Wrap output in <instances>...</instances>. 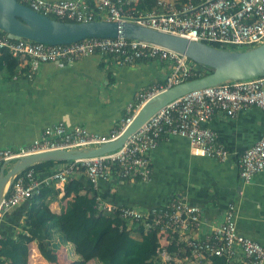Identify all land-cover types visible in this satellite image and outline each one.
I'll use <instances>...</instances> for the list:
<instances>
[{
  "label": "built area",
  "instance_id": "2783aa9c",
  "mask_svg": "<svg viewBox=\"0 0 264 264\" xmlns=\"http://www.w3.org/2000/svg\"><path fill=\"white\" fill-rule=\"evenodd\" d=\"M16 1L37 14L62 22L88 23L101 18L104 21L132 22L208 45L254 48L264 44V0H187L181 6H177L174 0H157L152 10L146 11L135 8L137 0ZM2 49L28 67V78H32L43 64L71 66L81 58L93 56L111 57L119 66L140 61L163 62L168 64L170 73L164 83L138 93L109 134H96L81 126L69 127L58 122L45 128L31 144L0 149V167L38 153L96 148L113 142L131 124L146 101L196 75L193 63L186 56L151 43L125 38H90L49 46L0 32ZM249 108L264 110V76L193 91L157 111L114 152L62 164L46 178L40 179L31 167L21 171L1 201L0 214L38 194L44 186L68 183L80 170L84 171L93 188L97 187L99 180L113 178L146 182L152 173V152L160 142L173 137L186 139L194 154L224 162L230 152L206 125L216 112L232 119ZM236 166L244 182L264 172V132L251 148L239 156ZM98 210L116 213L121 220L138 224L145 231L157 230L159 247L156 253L162 264L175 262L173 240L176 251L188 252L195 264L210 262L213 258H223L231 264H264V246L238 233L234 204L227 207L222 223L202 236L195 235L202 226L201 209L178 197L146 212L105 202H99Z\"/></svg>",
  "mask_w": 264,
  "mask_h": 264
},
{
  "label": "crops",
  "instance_id": "0c3cea01",
  "mask_svg": "<svg viewBox=\"0 0 264 264\" xmlns=\"http://www.w3.org/2000/svg\"><path fill=\"white\" fill-rule=\"evenodd\" d=\"M169 73V66L157 61L119 66L111 57L98 56L81 58L71 66L43 64L32 78L27 77L28 67L20 61L13 77L3 65L0 67V149L31 144L45 128L58 122L107 135L124 116L128 103L138 93L164 83ZM206 126L230 152L224 162L194 154L186 139H166L151 154L152 173L148 181L99 180L98 199L116 207L146 212L171 198H181L202 211V226L196 236L222 223L227 207L234 204L238 233L264 246V172L244 182L236 166L239 156L263 134L264 110L249 108L232 119L216 112ZM75 176L87 186L82 174ZM63 186H55L59 190L58 199L64 195ZM62 207L59 201L50 204L56 213ZM25 209L26 201L0 214V236L16 233ZM57 256V264L76 259L70 245L62 247ZM174 260L179 264H195L189 255L184 259L175 256ZM34 263L50 264L32 243L28 264Z\"/></svg>",
  "mask_w": 264,
  "mask_h": 264
},
{
  "label": "trees",
  "instance_id": "16d2710c",
  "mask_svg": "<svg viewBox=\"0 0 264 264\" xmlns=\"http://www.w3.org/2000/svg\"><path fill=\"white\" fill-rule=\"evenodd\" d=\"M174 2L177 6H181L187 0H174ZM156 3L157 0H137L135 8L140 11L152 10ZM51 19L61 21L54 17ZM209 45L230 51L252 49L251 47L227 49L213 43ZM191 62L195 67L196 75L189 80L210 73L208 68ZM18 64L19 61L5 49L0 50V67L5 65L10 77L15 75ZM65 163L68 162H41L31 166V169L37 176H41L52 174ZM78 173L85 177L83 170L78 171L76 175ZM85 179L87 186L74 176L71 181L64 184V195L60 199H58L59 190L53 183L42 187L38 194L26 200L23 221L16 233L12 236L2 235L0 238V264H28L29 246L32 243L36 245L40 256L50 264H57L58 251L67 245H70L71 252L76 256L70 264H88L91 261L98 264H162L156 253L159 247L157 230L145 231L138 224L121 220L116 213L99 211L98 204L102 201L98 199L96 188H93L86 177ZM53 201L63 203L59 213L50 208ZM172 245L175 250L173 255L180 259L188 257V252L184 255L177 254L174 240ZM209 264L231 263L223 258H213Z\"/></svg>",
  "mask_w": 264,
  "mask_h": 264
},
{
  "label": "water",
  "instance_id": "95a60500",
  "mask_svg": "<svg viewBox=\"0 0 264 264\" xmlns=\"http://www.w3.org/2000/svg\"><path fill=\"white\" fill-rule=\"evenodd\" d=\"M0 31L16 38L49 46L67 45L84 39L125 38L151 43L186 56L204 66L210 73L169 87L156 94L140 108L121 136L96 148L56 150L17 159L5 170L0 167V204L13 179L21 171L41 162H70L90 159L114 152L152 115L165 105L193 91L217 86L230 81H242L264 76V44L247 51L216 49L189 41L180 36L152 30L132 22L92 21L88 23L62 22L40 15L16 0H0Z\"/></svg>",
  "mask_w": 264,
  "mask_h": 264
},
{
  "label": "rangeland",
  "instance_id": "374dc122",
  "mask_svg": "<svg viewBox=\"0 0 264 264\" xmlns=\"http://www.w3.org/2000/svg\"><path fill=\"white\" fill-rule=\"evenodd\" d=\"M228 48H230V47H227V49H228ZM242 48H249V47H240L239 49H242ZM251 48H253V47H251ZM10 166H11V165H7L6 168H5V170H6V171L9 170ZM71 262H72V261H71ZM71 262L64 263V264H70ZM34 264H35V263H34ZM88 264H98V263H96V262H94V261H91V262H89Z\"/></svg>",
  "mask_w": 264,
  "mask_h": 264
},
{
  "label": "bare ground",
  "instance_id": "6f19581e",
  "mask_svg": "<svg viewBox=\"0 0 264 264\" xmlns=\"http://www.w3.org/2000/svg\"><path fill=\"white\" fill-rule=\"evenodd\" d=\"M1 32V31H0Z\"/></svg>",
  "mask_w": 264,
  "mask_h": 264
}]
</instances>
